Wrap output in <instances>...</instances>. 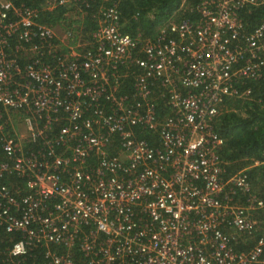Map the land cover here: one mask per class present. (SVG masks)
<instances>
[{"label":"built area","instance_id":"2783aa9c","mask_svg":"<svg viewBox=\"0 0 264 264\" xmlns=\"http://www.w3.org/2000/svg\"><path fill=\"white\" fill-rule=\"evenodd\" d=\"M260 6L182 0L141 38L114 4L84 33L0 0V264H264V200L214 129L264 69Z\"/></svg>","mask_w":264,"mask_h":264},{"label":"trees","instance_id":"16d2710c","mask_svg":"<svg viewBox=\"0 0 264 264\" xmlns=\"http://www.w3.org/2000/svg\"><path fill=\"white\" fill-rule=\"evenodd\" d=\"M39 9L40 20L55 24L64 19L66 8L43 7L46 0H17ZM182 0H93L75 20H70L81 32H89L96 26L97 10L101 5L114 4L119 12L122 30L141 38L152 36L158 27L168 21L188 16L177 11ZM192 0H186L191 3ZM250 12H241L245 27L264 22V7H251ZM250 95L246 98H229L224 101L214 121V129L223 139L219 149L225 175L245 169L251 189L264 200V168L251 166L254 160H264V69L260 76L246 83ZM255 218L264 226V206L255 213ZM251 243H248L249 246ZM238 249L243 248L236 245Z\"/></svg>","mask_w":264,"mask_h":264},{"label":"rangeland","instance_id":"374dc122","mask_svg":"<svg viewBox=\"0 0 264 264\" xmlns=\"http://www.w3.org/2000/svg\"><path fill=\"white\" fill-rule=\"evenodd\" d=\"M66 8V7H65ZM66 12H65V21H62L63 22V25L66 24H69L71 26H75L73 23L70 24V20H75L77 17H78V13L76 11L75 8L73 7H69V8H66ZM55 28V31L60 33L61 32V26L60 25H54L53 26Z\"/></svg>","mask_w":264,"mask_h":264},{"label":"clouds","instance_id":"9594fccd","mask_svg":"<svg viewBox=\"0 0 264 264\" xmlns=\"http://www.w3.org/2000/svg\"><path fill=\"white\" fill-rule=\"evenodd\" d=\"M17 251H19V248H17Z\"/></svg>","mask_w":264,"mask_h":264}]
</instances>
